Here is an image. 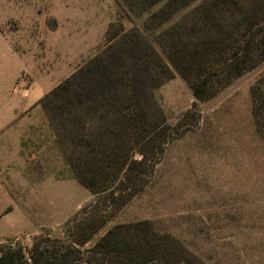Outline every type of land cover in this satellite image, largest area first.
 <instances>
[{"label": "rangeland", "instance_id": "374dc122", "mask_svg": "<svg viewBox=\"0 0 264 264\" xmlns=\"http://www.w3.org/2000/svg\"><path fill=\"white\" fill-rule=\"evenodd\" d=\"M118 19L132 26L116 0H0V116H32L23 135L0 131V246L62 237L100 200L75 178L36 103L104 48ZM262 73L264 61L198 102L174 72L155 94L180 136L83 249L115 224L150 220L204 264H264V141L250 93Z\"/></svg>", "mask_w": 264, "mask_h": 264}, {"label": "trees", "instance_id": "16d2710c", "mask_svg": "<svg viewBox=\"0 0 264 264\" xmlns=\"http://www.w3.org/2000/svg\"><path fill=\"white\" fill-rule=\"evenodd\" d=\"M116 2L132 26L110 23L104 48L38 101L75 178L100 200L62 237L0 246V264H204L150 220L115 224L83 246L148 186L180 136L156 90L176 72L204 102L264 61V0ZM250 93L264 141V73Z\"/></svg>", "mask_w": 264, "mask_h": 264}, {"label": "crops", "instance_id": "0c3cea01", "mask_svg": "<svg viewBox=\"0 0 264 264\" xmlns=\"http://www.w3.org/2000/svg\"><path fill=\"white\" fill-rule=\"evenodd\" d=\"M38 101L36 103L37 105H38ZM30 106H33V105L30 104L29 107ZM27 108L28 107L26 106L24 109L26 110ZM31 119H32V116H29V115H21V116L12 115L10 117L9 116H0V131L6 132V133L12 132L15 134V136L17 134L19 136L23 135V133L25 132V124L27 123V121H31ZM41 119L46 125H48L47 127H50V125H49L48 121L46 120V117L44 116V114H43V118H41ZM48 129H50L49 131L53 135L51 127ZM15 147L17 150L21 149V145L15 144ZM4 148H5L4 150H7L6 146Z\"/></svg>", "mask_w": 264, "mask_h": 264}, {"label": "water", "instance_id": "95a60500", "mask_svg": "<svg viewBox=\"0 0 264 264\" xmlns=\"http://www.w3.org/2000/svg\"><path fill=\"white\" fill-rule=\"evenodd\" d=\"M137 156H138V154H137Z\"/></svg>", "mask_w": 264, "mask_h": 264}]
</instances>
